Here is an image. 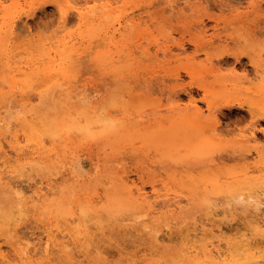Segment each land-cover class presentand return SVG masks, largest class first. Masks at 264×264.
I'll use <instances>...</instances> for the list:
<instances>
[{
    "label": "rangeland",
    "instance_id": "obj_1",
    "mask_svg": "<svg viewBox=\"0 0 264 264\" xmlns=\"http://www.w3.org/2000/svg\"><path fill=\"white\" fill-rule=\"evenodd\" d=\"M5 114L0 196L14 207L0 217V264H167L171 242L264 258V0H0ZM36 115L71 123L53 136ZM105 121L84 138L79 127ZM65 185L112 207L80 230L76 214L43 212Z\"/></svg>",
    "mask_w": 264,
    "mask_h": 264
},
{
    "label": "bare ground",
    "instance_id": "obj_2",
    "mask_svg": "<svg viewBox=\"0 0 264 264\" xmlns=\"http://www.w3.org/2000/svg\"><path fill=\"white\" fill-rule=\"evenodd\" d=\"M108 4V3H107ZM162 8V6H161ZM77 9V8H76ZM89 10H86L85 12L82 11V10H78L77 13L79 14V16H84V14H86V12H88ZM128 22V21H127ZM182 43V42H181ZM134 47V46H133ZM135 49V48H134ZM137 51V50H136ZM223 58V57H222ZM239 59V58H238ZM38 60V59H37ZM192 72V71H191ZM24 72H20V74H23ZM15 80V79H13ZM16 86V85H15ZM187 89V88H186ZM14 94V92L12 93ZM11 97V95H10ZM31 97V96H30ZM29 98V97H28ZM9 100V98H8ZM11 103V102H10ZM7 103H5L6 105ZM15 104V102H14ZM10 106V105H9ZM13 107V106H12ZM250 111L253 110L252 107L250 106ZM16 109V107H15ZM14 110V109H13ZM18 113L19 110L17 109ZM11 112V111H10ZM9 112V113H10ZM252 112V111H251ZM8 111L6 112V114H8ZM13 114V112H11ZM6 114L4 116H0V127H5L6 125V122L4 123V121H7L5 120V118H9L10 116H6ZM15 114V113H14ZM11 115V114H10ZM20 116V114H19ZM3 117V118H1ZM10 119V118H9ZM8 119L7 121V124H10V120ZM12 119V118H11ZM35 120L39 121L40 122V128L39 130H44V131H49L51 135H57L62 129H64L67 125H70L71 122H69V120H58V121H52V122H49V121H46L44 122L43 118H41L39 115H36L34 117ZM19 121V117H15L14 121ZM91 121V120H89ZM13 122V121H12ZM92 122V121H91ZM91 122H90V125H91ZM2 123H4V125H2ZM73 123V122H72ZM13 124V123H12ZM24 124V122H23ZM17 125V124H16ZM25 125V124H24ZM86 126L85 128L83 127H79L81 128L80 131L82 132L84 138L86 139H91L93 138L94 136H96L97 134H102V135H105L107 130L110 129L111 127L114 126V124L108 122L106 123V121L104 122V125L102 127V129L100 131H95L92 126ZM12 127V126H11ZM8 128V127H7ZM12 131V130H11ZM32 131H36L34 130V126L32 125ZM10 132V131H9ZM3 133L0 132V136L2 135ZM4 135V134H3ZM7 135V134H6ZM11 137V136H10ZM38 137V136H37ZM45 138V137H44ZM44 138H42L44 140ZM12 139V138H11ZM40 139V138H39ZM14 140V138H13ZM17 143V142H16ZM31 143V141H30ZM14 146H18L17 144L14 145ZM16 149V147H15ZM32 149V148H31ZM20 152V151H19ZM18 152V153H19ZM26 152V151H25ZM53 152V151H52ZM55 152V151H54ZM1 153V152H0ZM22 154V153H21ZM41 154V155H40ZM40 159H41V163L42 165L50 170L51 167H52V164H50L51 162L49 160L44 159L43 158V154L40 153ZM52 154V153H50ZM1 163V162H0ZM3 172V171H2ZM4 176V175H2ZM8 176V175H7ZM1 179L2 177L0 176V184L2 183L1 182ZM16 182V181H15ZM14 182V183H15ZM13 183V184H14ZM16 184V183H15ZM14 184V186H15ZM19 185V184H18ZM17 185V186H18ZM127 182L124 181V180H121L119 182V187L121 188V190L123 192H127L126 189H127ZM23 187V186H22ZM132 188V187H131ZM77 188H74V186H70V185H65L63 186L62 188V191H61V194L56 196V197H53L51 199H48V200H43L44 198H41L42 202L41 204L39 205L40 209L45 212L46 214L48 215H53V214H56V215H63V216H67L69 214H76L77 215V218L79 220V230L81 229V226L83 224H85L86 222H88V220H91V219H94V218H98L99 216H102V209L106 210V207L108 209H110L112 206H111V202L108 201V204L106 205H101L99 208L98 207H95L93 205H84L82 203V201H80L79 197H78V192L76 191ZM133 189V188H132ZM137 191H138V196L135 197V201H137L138 205L140 206L141 202H139L138 199H144L145 197L142 195L143 194V190H142V187H137L136 188ZM15 191V190H14ZM19 192V191H17ZM15 191V193H17ZM49 192V191H48ZM21 193V192H20ZM129 193H131V189H129ZM37 196V195H36ZM35 196L33 195V199ZM126 197L128 198V195H126ZM78 201V202H77ZM125 201L126 199L125 198H122L120 199V196H119V203L122 205V206H125ZM135 201H133L135 203ZM13 201L12 199L7 196V195H1L0 196V208H1V211H0V217H4L7 216L8 213H10L11 209H13L14 205L12 204ZM173 204V203H172ZM20 205V204H19ZM80 209V211H78L77 213V209ZM133 208L140 214V209L139 208H136V206L134 205ZM26 209V208H25ZM139 209V210H138ZM149 210V209H148ZM29 211V210H28ZM12 212V211H11ZM22 213V212H21ZM74 217V216H73ZM76 220V219H75ZM81 223V224H80ZM160 231V229H157L155 231V234H156V237L157 238H160V235L158 234V232ZM27 234V233H26ZM26 234H22L23 235H26ZM28 235V234H27ZM26 235V236H27ZM20 235V237H22ZM25 236V237H26ZM48 236V235H47ZM28 237V236H27ZM192 237V236H191ZM191 237H188V241L190 239H192ZM29 238V237H28ZM48 238V237H47ZM65 243V242H64ZM70 243V242H69ZM110 243V242H109ZM112 243V242H111ZM93 244V243H92ZM30 242L27 241V242H24L23 245H22V252L23 254L25 255V257H29V250L34 248V247H30ZM68 245V244H67ZM66 245V246H67ZM174 248L172 250V256L168 258V263L167 264H213V263H216L217 261H219L221 264H243L245 262L246 259H243V260H240L239 258V254H234L235 251L238 249H230V248H227L225 250H217V249H213L211 247H208V246H202V245H195V244H190L188 245L186 242H171V244ZM32 246V245H31ZM48 246H49V241H46V247H45V250L48 249ZM65 246V245H64ZM64 246H61L60 250L62 251H65V247ZM95 246V245H94ZM245 247V246H244ZM20 248V247H19ZM69 249V248H68ZM21 250V248H20ZM43 251V250H42ZM68 251V250H67ZM99 251V250H98ZM245 251L247 252V250L245 249ZM46 252V251H45ZM71 251L69 250V253ZM177 252H179V255H177ZM245 252V253H246ZM35 253V252H34ZM33 253V254H34ZM67 252V254L70 256L71 254H69ZM248 253V252H247ZM250 254V253H249ZM248 254V255H249ZM251 255H252V252H251ZM68 256V257H69ZM3 257V256H2ZM22 257V256H21ZM35 264V263H34Z\"/></svg>",
    "mask_w": 264,
    "mask_h": 264
},
{
    "label": "snow or ice",
    "instance_id": "obj_3",
    "mask_svg": "<svg viewBox=\"0 0 264 264\" xmlns=\"http://www.w3.org/2000/svg\"><path fill=\"white\" fill-rule=\"evenodd\" d=\"M77 10H79L80 8V5L79 4H76L75 5ZM36 7H39V5H37ZM89 8H95L97 7L96 5H92V4H89L88 5ZM61 8V11H60V26L62 27L63 26V21H64V18H65V15L66 13L64 12L63 10V5L60 6ZM29 15H31V12H29ZM56 23V20L55 18L52 19V21L48 22V21H45L43 24L40 25V27H43L44 24H47L48 27H51L53 24ZM24 29L25 30H28V31H35L37 30L36 26H32L31 28L29 27V25H24ZM85 103H87V100H85ZM118 115V113H117ZM77 164H76V161L74 160L73 161V166H72V171H73V174L75 175L77 173ZM62 171L63 170H57V176L59 177L61 174H62ZM80 172H82L83 170L82 169H79ZM66 174V173H64ZM39 191V189L37 190ZM17 195H22V193L20 192H17ZM240 204H246L247 207H245L244 211L245 212H249L251 210V206L252 204L254 203V201H252L251 199H249L248 201H245L243 198L240 199L239 201ZM257 207L261 210V211H264V197H261V201L260 203L257 205ZM101 238H102V242H107V237L104 236V234L101 232V233H98ZM56 264H63L62 261H56ZM82 264H96V262H91V261H83ZM103 264H111L110 261H106V262H103ZM118 264H124V261L121 260L118 262ZM258 264H264V258H261L258 262Z\"/></svg>",
    "mask_w": 264,
    "mask_h": 264
}]
</instances>
